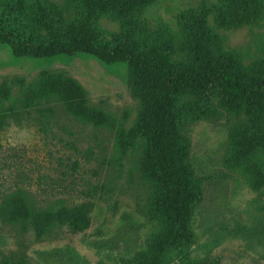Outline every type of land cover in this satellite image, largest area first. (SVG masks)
Here are the masks:
<instances>
[{
  "label": "rangeland",
  "instance_id": "374dc122",
  "mask_svg": "<svg viewBox=\"0 0 264 264\" xmlns=\"http://www.w3.org/2000/svg\"><path fill=\"white\" fill-rule=\"evenodd\" d=\"M217 2L153 0L141 15L147 41L173 44L176 54L171 58L182 59L183 17L207 8L222 55L251 70L264 58V13L255 24L222 30L215 22ZM75 5L72 0H0V20L19 22L24 28L28 23L29 31L35 16L58 8L74 24H92ZM95 27L101 34L122 31L109 17L98 20ZM40 34L48 32L42 27ZM44 70L78 81L89 104L107 115L110 127L86 124L59 106L55 116L43 123L50 124L48 130L35 119V112L19 120L8 117L0 127V203L18 188L38 208L87 202L91 225L84 232L55 227L38 238L22 224L0 222V263L149 264L153 241L163 226L145 214L152 188L141 170L142 147L134 145L123 152L116 143V132L131 130L141 111L128 87L126 67L105 66L88 54L48 65L16 59L8 48L0 47V87L6 84L10 90L8 100L0 99V115L10 106L21 110L23 90L18 79L31 81ZM243 116L223 110L186 127L190 162L202 183L203 199L190 223L192 243L166 253L161 264H264V184L256 189L249 172L256 163L264 173V152L256 151L243 163L232 160L233 137Z\"/></svg>",
  "mask_w": 264,
  "mask_h": 264
},
{
  "label": "trees",
  "instance_id": "16d2710c",
  "mask_svg": "<svg viewBox=\"0 0 264 264\" xmlns=\"http://www.w3.org/2000/svg\"><path fill=\"white\" fill-rule=\"evenodd\" d=\"M152 1L72 0L92 24H74L58 8L35 16L29 31L28 23L24 28L22 23L9 24L3 18L0 47L8 48L16 59L48 65L88 54L105 66L126 67L128 87L141 111L131 130L116 132V143L123 152L134 145L142 147L141 170L152 188L145 214L147 219L163 226L162 233L153 241L148 263L161 264L166 253L192 243L190 223L203 199L202 183L193 174L190 162V141L185 132L188 124L219 116L223 110L244 115L242 126L233 137L232 160L243 163L251 160L256 151L264 152V58L247 70L232 57L223 56L218 37L208 22L211 12L204 8L183 17L185 40L179 48L185 57L173 60V44L164 42L160 46L147 41L141 15ZM217 3L215 22L222 30L255 24L264 13V0ZM103 17L117 21L121 33H99L95 24ZM42 27L47 36L40 34ZM18 82L23 90L22 108L10 106L5 110L0 115V127L8 117L19 120L30 116V112L37 114L35 119L40 124L48 123L57 106L86 124L110 127L107 115L89 104L81 84L63 73L44 70L31 81ZM9 98V87L3 84L0 99ZM43 126L48 130L50 124ZM73 169L77 170V163ZM249 172L255 177L256 189L260 188L264 184L260 167L253 163ZM90 210L91 204L87 202L74 206L61 202L58 206L38 208L23 188H18L2 198L0 222L22 224L42 238L60 226L74 232L86 231L91 225ZM0 264L23 262L4 260Z\"/></svg>",
  "mask_w": 264,
  "mask_h": 264
}]
</instances>
